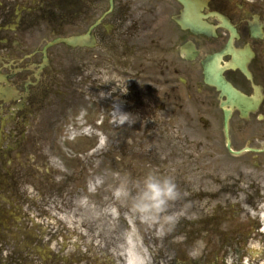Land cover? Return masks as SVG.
Wrapping results in <instances>:
<instances>
[{
	"label": "flooded vegetation",
	"instance_id": "af4514ba",
	"mask_svg": "<svg viewBox=\"0 0 264 264\" xmlns=\"http://www.w3.org/2000/svg\"><path fill=\"white\" fill-rule=\"evenodd\" d=\"M183 1L0 0V264H103L96 260L102 253L89 250L62 256L59 222L41 233L61 216L49 168L63 130L81 113L105 128L111 144L151 140L173 181H186L196 145L200 161L243 159L228 169L222 162L221 174L249 161L248 192L261 200L248 204L264 203V152L227 150L228 99L205 82L215 55L241 97L260 96L244 116L234 105L226 109L233 149L263 148L264 0H192L216 38L179 25ZM221 23L236 27L234 48H225L231 34ZM127 123L128 136L119 132ZM149 123L155 130L143 128Z\"/></svg>",
	"mask_w": 264,
	"mask_h": 264
},
{
	"label": "rangeland",
	"instance_id": "374dc122",
	"mask_svg": "<svg viewBox=\"0 0 264 264\" xmlns=\"http://www.w3.org/2000/svg\"><path fill=\"white\" fill-rule=\"evenodd\" d=\"M71 144L72 143L68 144L70 150L68 148L63 149V152L65 154H70V152H72ZM144 164H146V163L144 162ZM178 164L179 163H176V165H178ZM224 166H225V169H228L231 167V163L225 162ZM201 167H202V161L198 160L196 162H191L190 170L194 171V170L200 169ZM93 170L97 173V167H94ZM152 176L153 175L150 176L151 179H152ZM165 176H167V174H165ZM169 176L170 175H168V177ZM234 178H237V176L235 175ZM211 179L215 180L216 178L215 177L191 176L189 178L190 187H194V188L196 187L197 188L200 185H203L207 189L217 190L218 186H215V184H213ZM96 181L100 182V180H95L93 182H90L88 185V188L86 190L78 191V193H77L79 195V197L77 199H78V201H80V204H82L81 208L83 210V212L81 213V215H83V216H81V218H83V219L80 222L85 227L90 228L91 230L93 229L94 230L93 234H95V236L96 235H104V236L107 235V236H109V234H108L109 231L105 230L107 228V224H106L107 219L105 217H102L99 222H95V220L98 219L99 210H103V207H102L103 203L107 202V200L105 199V196H107V193L109 192V190L105 189V187L102 186L101 183H99L100 185H98V186L94 185ZM92 184H93V186H91ZM106 185H108V184H106ZM90 186H91V189L89 190ZM130 188H131V186H130ZM88 190H89V192H88ZM124 195H125V201L118 204L117 208L127 209V217H128V215L133 216V218L130 219L129 222L133 221L135 218L138 217V210L139 211L143 210L145 213L144 220L151 222V224L149 225L150 231L154 230L152 226L157 227L158 223L161 225L164 224L165 220L163 218L160 219L161 220L160 222L157 221L156 224H152V221L150 218H156V220H157V217H156L157 207H153L152 205H149V204H143L142 206H140L139 204H136L135 202H133L135 199L132 198V196H131V194H129V192H124ZM177 195H178V193H177ZM120 200H123V199H120ZM120 200H118V203L120 202ZM161 200L164 201V203H162V204H169V202H172L171 199L168 198L167 196H161L159 194L158 199L155 198V202H158V204H161L160 203ZM130 202H131V204H129ZM195 206H196V204H195ZM163 208H159V210H163ZM113 212H114V210H113ZM120 215L122 216L123 213L120 212ZM116 221L117 222L115 223L114 226L119 225V220H116ZM143 225H144V223H143ZM140 229L144 233L145 243L148 245V247H151L152 244L156 241L157 237L152 236L151 233L145 232L142 226L140 227ZM77 231L80 234H85L84 229L81 228L80 226L77 227ZM134 233L136 234V232H134ZM125 234L127 235L128 232L126 231ZM135 236H136L137 241H140L139 236L137 234ZM162 238L163 237L160 236L158 241H157V243H159V245L166 243V242L161 241ZM193 243L195 244L196 247H200L199 242L194 240ZM250 245H251V248H255V249H257L259 246L257 241L250 242Z\"/></svg>",
	"mask_w": 264,
	"mask_h": 264
},
{
	"label": "clouds",
	"instance_id": "9594fccd",
	"mask_svg": "<svg viewBox=\"0 0 264 264\" xmlns=\"http://www.w3.org/2000/svg\"><path fill=\"white\" fill-rule=\"evenodd\" d=\"M161 196H167L168 198H175L177 193L175 192V185L172 184L171 181H166L165 182V188L160 191ZM160 203H164L163 200L160 201Z\"/></svg>",
	"mask_w": 264,
	"mask_h": 264
},
{
	"label": "bare ground",
	"instance_id": "6f19581e",
	"mask_svg": "<svg viewBox=\"0 0 264 264\" xmlns=\"http://www.w3.org/2000/svg\"><path fill=\"white\" fill-rule=\"evenodd\" d=\"M129 264H136L139 261V258L134 250L133 244L130 243V251H129Z\"/></svg>",
	"mask_w": 264,
	"mask_h": 264
},
{
	"label": "water",
	"instance_id": "95a60500",
	"mask_svg": "<svg viewBox=\"0 0 264 264\" xmlns=\"http://www.w3.org/2000/svg\"><path fill=\"white\" fill-rule=\"evenodd\" d=\"M216 84L219 85V86H223L219 80H218V82H217ZM223 87H224V88H227V87H225V86H223Z\"/></svg>",
	"mask_w": 264,
	"mask_h": 264
}]
</instances>
